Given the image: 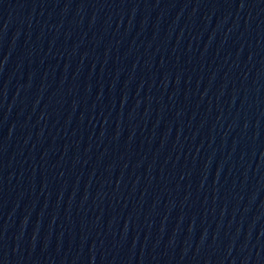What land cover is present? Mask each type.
<instances>
[{
	"label": "water",
	"instance_id": "95a60500",
	"mask_svg": "<svg viewBox=\"0 0 264 264\" xmlns=\"http://www.w3.org/2000/svg\"><path fill=\"white\" fill-rule=\"evenodd\" d=\"M0 264H264V0H0Z\"/></svg>",
	"mask_w": 264,
	"mask_h": 264
}]
</instances>
